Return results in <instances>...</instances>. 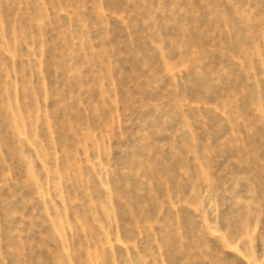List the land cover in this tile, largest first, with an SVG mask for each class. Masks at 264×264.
<instances>
[{
  "label": "rangeland",
  "instance_id": "374dc122",
  "mask_svg": "<svg viewBox=\"0 0 264 264\" xmlns=\"http://www.w3.org/2000/svg\"><path fill=\"white\" fill-rule=\"evenodd\" d=\"M0 264H264V0H0Z\"/></svg>",
  "mask_w": 264,
  "mask_h": 264
}]
</instances>
